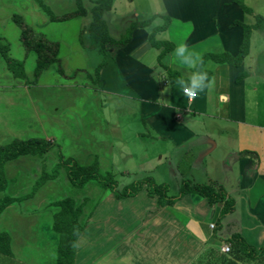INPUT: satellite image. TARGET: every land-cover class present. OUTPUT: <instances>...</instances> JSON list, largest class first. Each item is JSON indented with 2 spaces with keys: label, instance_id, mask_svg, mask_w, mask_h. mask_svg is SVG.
Listing matches in <instances>:
<instances>
[{
  "label": "rangeland",
  "instance_id": "obj_1",
  "mask_svg": "<svg viewBox=\"0 0 264 264\" xmlns=\"http://www.w3.org/2000/svg\"><path fill=\"white\" fill-rule=\"evenodd\" d=\"M41 1L53 6L51 1L50 4L46 0ZM113 1L117 4L115 12L104 13L103 19L106 24L110 23L111 29H109L114 38H119L125 33L126 25L132 20L130 17L132 11H143L148 14L161 7L160 0ZM241 1L255 15L264 17V2ZM70 3L71 7H66L65 4L61 7L63 3L59 0L57 6L60 8L55 11L51 8L52 13L60 15L66 10L65 13L69 14V11L76 9V4L73 1ZM81 6L84 10H89L92 1L81 0ZM88 14L85 19L89 20ZM12 15L20 16L28 27H32L35 35L39 34L45 39L59 43L57 53L59 62L53 63L44 70L36 82L32 74L35 54L32 51L26 52L21 45L19 30L11 20ZM45 16L35 0H0V38L7 43L8 55L23 62L25 80L28 81L25 83L13 78L7 72L0 56V145L6 144L13 138H44L53 142V148L45 155L42 164L39 158L23 156L5 165L7 187L2 194L9 196L27 194L40 175L42 166L46 172L52 171L60 155L79 165H88L97 159L102 172L108 171L113 174L118 189L151 176L155 184L168 186L166 194L169 197L179 194L183 181L222 185L223 187H220L225 190L229 198L236 197L234 191L230 190L238 180L239 162L235 155L231 154V143L223 150L216 149L213 152L212 145L203 138L204 147H199L196 154L190 149L188 154L191 156L188 157L186 154L182 156L184 152L174 153L173 146L169 142L152 143L150 136H155V132L149 131L150 134L145 135L149 126H141L133 113L119 111L122 102L116 93L117 85H111L99 74L101 68L97 71L100 64L102 68L106 67V56L103 57L85 46L88 42L85 31L83 33L81 30L73 31L76 22L72 19L54 24L52 22L51 26L57 27L55 31L52 28H47V31L42 30L43 19L46 21ZM75 19L78 21L83 19V24L86 23L83 17ZM246 21L253 23L254 19L247 17ZM151 23V26L160 25L162 20L156 18ZM255 33L257 40L264 39L260 31ZM258 51V44L254 41L253 54L249 61L259 60L256 55ZM257 96L258 111L255 113H259L256 114L255 120L264 123V92ZM129 100L136 103L132 97ZM196 123L223 124L208 117L196 118ZM214 134L217 136L216 133ZM151 147L155 149L151 151ZM225 150L229 151L224 154ZM156 151L158 153L155 154ZM162 151H165L167 158L156 165L158 155ZM145 153H148L147 158H144ZM210 154L215 157V161H211L208 165L209 158L203 155ZM220 159H222L221 163H219ZM207 167H214L213 173L208 172L205 175ZM248 176L250 177V173ZM249 180L242 177L243 183L245 181L248 183ZM95 186L88 184L82 189H73L60 168L55 180L39 187L29 199L7 207L0 215V232L9 233L12 256L0 255V264H55L57 236L51 230V213L54 209H51L49 203L51 200L65 196L76 199L87 198L88 205L85 210L88 206L92 208L93 204L97 203L93 213L88 217L82 236L77 241L74 264H119L123 259L135 260V258L129 259L134 253L136 257L140 255L142 257L144 252L150 251L154 258L152 264H180L182 249L180 244L178 246V243L172 242V239L173 241L178 239L163 234L167 228L166 220L163 229L154 232L148 230L149 235L140 234L142 226L149 220L151 214H158L155 212V199L152 204L150 198L146 196V190L143 189L134 198L116 200L109 190ZM260 192L259 189L257 193ZM194 199L196 196L186 194L176 202L181 200V204L187 206L189 202L196 204ZM204 200L207 202L206 199ZM190 208L194 211L195 205ZM243 210L239 203L224 219L228 223L233 222L244 227L251 219L258 218L253 212H248L246 215ZM190 212H187L188 216L183 212L175 216H180L179 221L183 223L186 217L187 219L197 217L198 212ZM169 215L171 217L172 213ZM200 217L206 223L214 220L212 213ZM256 222L264 229V225ZM211 224L213 223L209 226ZM176 226L174 229L179 228ZM218 229L213 230L219 235L221 231ZM176 231L177 229L175 233H178ZM215 234L214 237L210 234L207 240H203L197 236L195 227L188 228V238L183 239L187 243L188 256L183 264L186 261V264H220L223 258L217 254L218 250L212 244ZM222 235L224 237L221 236L220 241L229 244L227 239L232 234ZM166 238H169V242H165ZM180 239L182 237H179V242ZM224 259L228 258L224 257ZM249 264H264V257L260 262Z\"/></svg>",
  "mask_w": 264,
  "mask_h": 264
},
{
  "label": "crops",
  "instance_id": "obj_2",
  "mask_svg": "<svg viewBox=\"0 0 264 264\" xmlns=\"http://www.w3.org/2000/svg\"><path fill=\"white\" fill-rule=\"evenodd\" d=\"M46 1L48 3L51 1L54 6L49 5V7L43 3L50 10L53 8L55 11V9L60 8L57 6L59 0ZM71 1L75 4L74 0ZM71 1L61 0V3H63L61 7H64V4L66 7H71L69 6ZM111 1V7L107 12L112 13L115 12L117 4L113 0ZM255 1L264 2V0ZM159 3L161 5L158 8L159 10H154L148 14L143 11H132L130 16L132 20L126 25V29L132 22L147 20L155 15L164 14L169 17V26L163 32L157 33L156 38L173 44V51L165 58V64L169 69L176 71L185 82L188 83L192 74L197 73L195 71L196 63L204 54L208 52H227L235 56L238 53L242 41V30L231 24L234 21L241 22L245 17L241 9L234 3V0H160ZM90 9H85L86 14L81 17L85 19ZM74 10L69 11V13ZM65 12L67 11L64 10L63 14L60 15L53 14L59 17L66 14ZM45 18L46 21L43 19L41 29L47 31V28H52L55 31L57 27L51 26L52 22L46 16ZM72 20L76 22L75 28L71 26L74 28L73 31L75 29L81 30V33L85 31L84 34L86 33L87 36L90 17L89 20L85 19V24H83V19L78 21V19L73 18ZM106 25L109 29L110 23ZM151 27L150 25L147 28H135L131 32L129 42L122 47H107V64L106 67L101 68L99 74L111 85H117L116 93L122 102L119 105V111L133 113L135 119L140 121L141 126H149V130L145 135L148 136L149 131L155 132V136H150L152 143L167 144L169 142L173 146L174 153L182 154L184 152L182 156L184 154L187 157L188 155L191 156V154H188L190 149L191 152L193 151L196 154L199 147H204L203 138L212 145L213 152L216 149L223 150L231 143V154H234L239 162L238 180L230 190L234 191L237 197L231 198L234 201L232 212L240 203L246 215L248 212H253L258 218L251 219L249 225H244V227L233 222L228 223L224 219L226 216L219 223L216 218L219 216L222 204L209 205L204 199H197L196 197L194 199L196 204L189 202L187 206L182 205L181 200L171 207L157 208L155 203V212H158V214H151L149 220L142 226L140 234L149 235L148 230L154 232V230L163 229L164 220H166L167 228L163 234L167 235L166 237L178 239L176 241L172 239V242L178 243V246L180 244L183 252H181L182 260L180 264H183L188 256L187 243L183 240L188 238V228L195 227L197 236L203 240H207L210 234L211 237H214L215 231L213 229L219 228L218 230L221 232H219V235L216 232L212 244L216 246L217 254L221 258L226 257L231 261L230 251L223 253L220 250V247L225 243L220 241V237H224L222 234H239L247 243L255 247L262 246V242L264 244V229L256 222L258 221L264 225V123L255 120L256 114L259 113H255V111H258L256 109L259 100L257 94L264 92V39L257 40L255 31L251 33L248 55L239 67L207 64L208 69L213 72L209 79L210 84L208 82L206 88L197 91L196 97L189 100L179 85L168 82L165 71L159 67L156 59L157 51L148 42V33ZM110 29L109 34L111 35ZM254 41L258 44L260 53L258 51L256 54L259 60L251 62L249 58L253 54ZM56 43L59 52V43ZM85 46H88V42ZM243 72L245 73L244 79L238 84L235 83V78ZM131 97L136 103L129 100ZM201 117H208L223 122V124L196 123V118ZM208 133L213 134L209 135ZM217 146L219 147L217 148ZM151 149L155 148L151 147ZM227 151L229 150H225L224 154ZM245 151L256 154L258 163L255 167L252 166L249 159L239 156L241 152ZM147 154L145 153L144 158H147ZM211 155H203L209 158L208 165L211 164V161H215V157ZM135 156H137L136 153ZM165 158H167L165 151L159 153L156 165L162 163ZM221 162L222 159L219 163ZM150 163H152V160H150ZM150 167L152 168V165ZM213 171L214 167H207L205 175L208 172L213 173ZM248 173H250V177ZM242 177L244 179L249 178V182L245 181L243 183ZM259 189L261 192L257 193ZM150 201L154 204L152 198H150ZM192 205H195L194 211L190 208ZM195 211L198 212L197 217L188 219L186 217L185 220L183 219V223L179 221L180 216H175L179 212H183L185 216H188L187 212L196 213ZM169 213H172L171 217ZM207 213H212V216L214 214V220L209 223H206L200 217ZM210 223H215L213 228H210ZM176 225L179 228L174 229ZM176 229L178 233H175ZM147 235L143 236L149 238ZM179 237H182L181 242H179ZM168 239L166 238L165 242H169ZM131 258H135V260L126 261L123 259L119 264H152L154 259L151 251L144 252L142 257L141 255L136 257L134 253L129 259Z\"/></svg>",
  "mask_w": 264,
  "mask_h": 264
},
{
  "label": "trees",
  "instance_id": "obj_3",
  "mask_svg": "<svg viewBox=\"0 0 264 264\" xmlns=\"http://www.w3.org/2000/svg\"><path fill=\"white\" fill-rule=\"evenodd\" d=\"M36 4L42 10L50 22H62L73 18L81 17L86 14V11L81 6V0H74L76 9L69 14L62 16H55L51 10L43 4L41 0H35ZM92 7L90 13V23L87 27L88 48L95 50V52L103 57L106 56L107 47L113 46L122 47L130 40L131 32L135 28H147L152 24L151 22L156 18H161L160 25L152 26L148 33V42L150 46L157 51V63L161 70L165 71L166 78L170 84H177L181 76L165 64V58L173 51V44L168 41H161L156 38V34L163 32L170 24L169 17L165 15H155L147 20L140 22H132L129 24L125 33L119 38H114L109 34L107 25L103 19V14L109 11L111 7V0H92ZM234 3L241 9L244 20L234 21L232 26H238L242 30V41L235 56L227 52H208L204 54L196 63L195 71L205 75V87L209 82L213 72L208 69L207 64H224L229 67L241 66L244 58L248 55L250 36L253 31H260L264 35V17L255 15L253 11L244 5L241 0H234ZM247 17H253L254 22L248 23ZM12 22L19 30V40L24 50L32 51L35 54V66L33 69L34 82L38 76L46 70L53 63L59 62L57 58L58 44L54 41L45 39L39 34L35 35L30 27L18 15H12ZM109 48V49H110ZM109 52V51H108ZM0 56L3 59L7 72L16 79L22 80L25 83L28 81L23 69V62L13 59L8 55L7 43L0 38ZM102 68V64L97 67V71ZM245 77V73L239 74L235 78V83H240ZM32 81V83H34ZM185 82V81H184ZM185 82V86H187ZM180 86V85H179ZM203 88V89H204ZM53 148V142L44 138H13L6 144L0 145V215L4 210L16 202H23L29 199L39 187L48 181L55 180L58 176L60 168L64 171L68 184L73 189H82L88 184L99 186L102 190H109L116 200H125L136 197L142 190H146L148 198L155 199L156 207H171L175 202L186 194H191L199 199H206L209 205L222 204L217 222L227 216L234 209V201L227 197L226 192L220 186L211 184L191 183L183 181L179 194L177 196L169 197L166 192L168 186L165 184H155L151 177H144L140 180L134 181L122 189L117 188V182L110 172H102L99 169L97 159L88 165H79L71 159H64L63 156H58V163L50 172L42 170L40 175L35 179L31 191L27 194L19 196H9L2 194L7 187V178L5 176V165L18 157L29 156L39 158L41 164L43 163L45 155ZM241 158H247L251 161L252 166L255 167L258 163L256 154L251 152H241ZM95 186V187H96ZM87 198L76 199L71 196H65L59 199L51 200L49 206L54 209L51 213V230L57 236L56 244V260L55 264H74L76 258L77 240L81 236L88 217L93 213L97 203L93 204L85 210ZM230 259H222L221 264H249L251 262H260L264 257V244L260 247H255L247 243L239 234H232L228 239ZM0 255L12 256L11 238L9 233L0 232Z\"/></svg>",
  "mask_w": 264,
  "mask_h": 264
},
{
  "label": "clouds",
  "instance_id": "obj_4",
  "mask_svg": "<svg viewBox=\"0 0 264 264\" xmlns=\"http://www.w3.org/2000/svg\"><path fill=\"white\" fill-rule=\"evenodd\" d=\"M204 81L205 75L203 73H193L189 78L187 86H185V82L183 79H179L177 83L180 85L184 92H190L194 96L197 91L203 90V88L206 86Z\"/></svg>",
  "mask_w": 264,
  "mask_h": 264
},
{
  "label": "built area",
  "instance_id": "obj_5",
  "mask_svg": "<svg viewBox=\"0 0 264 264\" xmlns=\"http://www.w3.org/2000/svg\"><path fill=\"white\" fill-rule=\"evenodd\" d=\"M183 93L187 96V98L189 99V100H192L193 98H195L196 97V94L193 96L190 92L189 93H186V92H184L183 91ZM214 227V225L213 224H211L210 225V228H213ZM229 244H224V245H222L221 247H220V250L223 252V253H228L229 252Z\"/></svg>",
  "mask_w": 264,
  "mask_h": 264
}]
</instances>
